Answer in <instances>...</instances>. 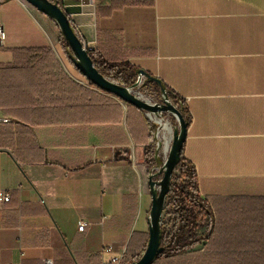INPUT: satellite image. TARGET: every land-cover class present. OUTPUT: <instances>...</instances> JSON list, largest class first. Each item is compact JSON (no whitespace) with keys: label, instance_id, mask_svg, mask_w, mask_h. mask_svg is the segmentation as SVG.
Wrapping results in <instances>:
<instances>
[{"label":"crops","instance_id":"obj_1","mask_svg":"<svg viewBox=\"0 0 264 264\" xmlns=\"http://www.w3.org/2000/svg\"><path fill=\"white\" fill-rule=\"evenodd\" d=\"M27 5L0 0V264H108L136 254L151 206L143 115L90 86L55 42L54 22ZM74 8L68 17L93 57L127 61L184 101L182 156L201 197L216 210L238 204L239 219L225 226L264 258V0ZM47 51L53 58L36 61Z\"/></svg>","mask_w":264,"mask_h":264},{"label":"trees","instance_id":"obj_2","mask_svg":"<svg viewBox=\"0 0 264 264\" xmlns=\"http://www.w3.org/2000/svg\"><path fill=\"white\" fill-rule=\"evenodd\" d=\"M71 26L78 36L72 23ZM59 36L61 44L68 48L63 37ZM90 56L94 66L104 76L110 77L125 86L135 82L138 69L127 61H104L93 57L91 53ZM49 57L51 55L47 51L42 53L36 61L42 62ZM37 68L39 71L45 70L42 65ZM42 74L40 72V76ZM146 83L154 87L159 93L157 83L152 81H146ZM89 85L93 86L91 83ZM164 86L170 101L178 109L188 126L190 114L184 101L166 85ZM135 109L143 115L151 138L145 112ZM144 153L150 167L155 164L159 165L160 161L149 146L145 148ZM232 202L233 200L229 204L222 205L219 210L213 209L210 202L201 197L195 168L190 161L182 156L181 152L180 161L173 173L166 195L164 207L166 219H162L159 250L151 264H264V258H261L260 254L261 246L255 244L250 246L239 245L237 227L226 228L225 221L227 222V219H239V206ZM241 212L246 213L247 208H241ZM196 246H202L203 251L194 250L193 248ZM144 248L145 246L133 255L126 251L122 264H130L137 260ZM247 255L249 256L247 257Z\"/></svg>","mask_w":264,"mask_h":264},{"label":"water","instance_id":"obj_3","mask_svg":"<svg viewBox=\"0 0 264 264\" xmlns=\"http://www.w3.org/2000/svg\"><path fill=\"white\" fill-rule=\"evenodd\" d=\"M38 12L51 19L56 25L59 34L63 37L71 52V60L78 73L84 77L95 88L111 94L122 102L131 105L145 113L156 117L164 113L171 114L177 127L173 129L172 142L169 147L166 159L159 163L158 171L148 176V188L151 197V206L148 212V239L140 257L130 264H151L158 253L161 239V224L166 203V195L173 173L180 161L182 147L186 138L187 124L174 104L170 101L166 88L162 81L142 69L137 70V77L133 84L125 86L104 76L94 66L93 60L80 38L75 34L68 15L81 5H87L89 0H62V3L53 0H23ZM142 78L158 84L160 102L150 103L141 99L133 93ZM160 175L159 179H155Z\"/></svg>","mask_w":264,"mask_h":264},{"label":"rangeland","instance_id":"obj_4","mask_svg":"<svg viewBox=\"0 0 264 264\" xmlns=\"http://www.w3.org/2000/svg\"><path fill=\"white\" fill-rule=\"evenodd\" d=\"M24 4L27 5L25 2H24ZM27 6L30 7L29 4ZM53 33H54L55 42L60 44L59 33H58V30L56 28L53 30ZM108 78H110V77H108ZM110 79L115 81L112 78H110ZM115 82H117V81H115ZM117 83H119V82H117ZM133 93L135 95L139 96L141 99L146 100V101H148L150 103L160 102L159 93L156 91V89L154 87H152L150 84L145 82V78H142L141 84L137 88H135L133 90ZM145 117H146V121H147V123H148V125L150 127L149 130L151 131V139H150L149 148H150L151 151L155 152L156 158L160 161V164H162L163 161L166 159V156H167V153H168L167 152L166 154H164V152H163V147H164V143L163 142L165 140L164 139H162V140L159 139V137L156 135L157 134V130H158V124L154 120V118L156 116L151 115L152 119H149L146 115H145ZM157 118H160V119H162L164 121H167L169 123L170 127H171L172 132H173V129L177 127V122H176L175 118L171 114L164 113L162 116H160V117L158 116ZM172 135H173V133L171 134V139H170V143H169L170 145H171V142H172ZM156 142H159V146L156 145ZM151 167H152V169H150L149 175L151 173L157 172L158 168L160 166L155 164V165H153ZM159 178H160V175H157L155 177L156 180L159 179ZM162 219L165 220L166 216L164 215Z\"/></svg>","mask_w":264,"mask_h":264},{"label":"built area","instance_id":"obj_5","mask_svg":"<svg viewBox=\"0 0 264 264\" xmlns=\"http://www.w3.org/2000/svg\"><path fill=\"white\" fill-rule=\"evenodd\" d=\"M69 16V15H68ZM79 37V36H78ZM5 38H6V33H5V30H4V28H3V25L0 23V47L4 44V41H5ZM80 38V37H79ZM80 40H81V38H80ZM81 42L83 43V45L86 47V45H85V43H84V41H82L81 40ZM86 49H87V47H86ZM88 50V49H87ZM88 52L90 53V51L88 50ZM153 103H155V102H153ZM145 115L149 118V119H152V117H151V114H148V113H145ZM155 118H157V117H155ZM160 119V118H159ZM2 121H6V119H2ZM156 122V121H155ZM158 128H159V126H158ZM158 132H159V129L157 130V136H158ZM156 145L157 146H159V142H156ZM8 196L6 195L5 197H4V200L5 201H8ZM85 222H79V224H78V230L79 231H82L83 230V228H84V226H85ZM110 250H111V248L110 247H108V246H106V247H103V249H102V253H108V252H110ZM122 259H123V255H118V256H113L110 260H109V262H108V264H121L122 263ZM8 264H13V263H8ZM45 264H52V261L51 260H46L45 261Z\"/></svg>","mask_w":264,"mask_h":264},{"label":"bare ground","instance_id":"obj_6","mask_svg":"<svg viewBox=\"0 0 264 264\" xmlns=\"http://www.w3.org/2000/svg\"><path fill=\"white\" fill-rule=\"evenodd\" d=\"M154 120L156 121V123L159 126V132H158V137L159 139H164L165 141L164 143V147H163V152L164 154H166L169 150V143H170V139H171V134H172V130L171 127L169 125V123L167 121H164L162 119L159 118H154Z\"/></svg>","mask_w":264,"mask_h":264}]
</instances>
